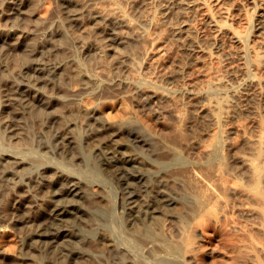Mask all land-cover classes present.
<instances>
[{"label": "bare ground", "instance_id": "bare-ground-1", "mask_svg": "<svg viewBox=\"0 0 264 264\" xmlns=\"http://www.w3.org/2000/svg\"><path fill=\"white\" fill-rule=\"evenodd\" d=\"M88 2L61 7L63 25L83 55L97 43L128 48L148 25L151 34L167 41L158 56L160 68L140 72L130 52L118 58L123 69L109 82L115 91L62 114L70 117L79 111L91 120L77 141L70 122L51 115L50 96L43 89L63 66L74 80L84 72L69 57L54 60L45 55L52 53L55 39L36 48L27 45V62L13 71L9 82L0 84L1 103L8 109L0 122L5 137H19L21 118L30 110L37 120L43 114L51 117L43 127L50 124V143L41 140L43 130L36 142L43 151L79 165L87 162L88 153L79 152L78 146L96 152L97 167L118 189L121 232L146 257L166 256L159 244H168L185 262L202 264L221 237L220 264H264V0H151L156 9L144 14L141 30L125 15H103ZM6 7L0 6V14L20 12L19 4ZM99 16L101 25L95 21ZM90 23L99 29L95 44L85 37ZM8 24L0 45L18 29ZM136 109L150 110L156 118L168 116L178 143L156 150L150 137L130 126ZM2 154L12 155L11 163L24 162L7 151ZM203 166H211V172ZM0 172V189L16 182L15 170L7 164L0 162ZM26 179L22 195L6 213L9 222L20 223L25 232L22 239L15 238L0 216V264H31L36 256L42 264H144L107 232L109 203L98 184L52 164ZM31 188L36 190L29 195ZM223 195L231 197L229 206L248 223L220 236L226 215L216 209ZM89 197L91 205L85 206ZM92 220L95 225L88 235ZM8 247L14 248L17 261L5 260Z\"/></svg>", "mask_w": 264, "mask_h": 264}, {"label": "rangeland", "instance_id": "rangeland-1", "mask_svg": "<svg viewBox=\"0 0 264 264\" xmlns=\"http://www.w3.org/2000/svg\"><path fill=\"white\" fill-rule=\"evenodd\" d=\"M83 3L84 0H0V6L5 5V7H8L11 4H19L20 7V12L15 16H10L7 11L0 14V36L9 31L11 25L8 24L9 21L14 24V27L18 28L15 30L16 33L14 35L7 37V43L0 45V84L9 82L12 78L11 74L13 71L17 70L20 64L27 62V54H25V47L27 45L29 48H36L39 44H43L44 41L51 42L55 39L57 45L49 48L52 53L45 52V55L51 56L54 60L71 58L73 65L82 70L85 76L76 80L71 79L67 73L68 67L63 66L64 68L60 70L58 78L50 84L49 87L43 90L50 96L49 111L51 115H60L59 121H62V123L70 122L73 127L71 133L74 134L77 141L82 140L84 135L82 133H85V131L91 127V120H88V117H85L86 114L84 115L79 111L72 114L70 117L64 116L65 118L63 117L64 113L68 109L77 108L80 103H82L81 105H90L98 98L115 91L114 88L116 87H109V82L114 80L117 73H121L123 68H120V62H118L117 59L127 54V52L131 53L130 56L138 65L140 72H146L148 69L158 70L160 68L158 62V56L161 53L160 49L167 42L151 34V28H149L148 25L144 30L140 29L144 14H147L150 10L156 9V5L153 4L151 0H89L88 3L90 6L97 8L99 10L98 12L103 15H125L133 25H138V30H141L142 33L138 42L130 41L131 43L128 48L114 45L111 49L103 47L98 43V46H96L95 39L99 34V29L94 28L93 24L90 23L85 37L91 40L97 48L93 47L89 54L83 55L79 43L76 41L71 31L63 25L61 14V7L63 4ZM225 3L231 4L232 2L227 1ZM102 20V17L99 16L95 21L98 23L100 22L101 25L103 24ZM57 24L59 26H57ZM166 25L167 24L164 23V26ZM55 29L57 30L56 32ZM44 31L48 33L54 32L55 34H45ZM86 76L93 78V80L89 81ZM1 102L0 96V122L1 117L8 110L4 108V105L2 106ZM135 112L137 113L136 118L133 122H129L132 123L130 126L140 130L143 135L150 137V140L153 142L152 146L156 150L166 144L174 146L178 143L179 136L177 132L174 131L175 128L172 127L173 121L168 116L156 118L152 112L147 109H136ZM43 115L44 117L42 119L37 120L35 114L27 110L23 118H21L22 126L18 138L5 137V132L2 131L0 125V162L1 164H7L9 169H14V175L16 177V182L10 183L8 189H0V216L3 226H5L15 238H23L25 228H23L20 223L14 224L9 222V219L6 218V213L15 204V201L19 198L18 196L22 195L21 189L27 184L26 177L37 174L40 168L45 164H52L59 166L67 172L79 175L85 182L98 184L109 203L107 207L108 218L106 220V230L119 242L128 246L132 252L133 258L144 264H189L182 260L178 256V252L170 248L168 244H166V246L159 244L162 250L165 248L164 254H166V256H160L158 253H154L151 257H146L142 253L140 247L133 242L131 237L121 232L119 217L117 215L118 189L114 180L105 171L97 167L95 161L97 159V153L93 150L89 152V148L86 146L83 147L81 144V146H78L79 149L77 148V150L83 154L88 153V157L87 162L79 165L74 163L77 160L70 161L52 152L43 151L36 145V142L39 133L43 130L44 132H41L43 134L41 140L45 143H50L48 132L50 124L46 123L47 126L45 128L43 127L44 123L51 118L48 114ZM150 132L159 133L158 138H151ZM140 149L144 153L148 152V150L143 147ZM4 151L18 156L24 162L20 164L11 163L14 157L9 154L3 155L2 153ZM2 158H6L5 161ZM201 169H206L207 173L212 170L211 166L207 168L203 166ZM211 176L209 174L208 177L210 178ZM1 178L2 173L0 172V184L2 183ZM16 190L20 192H18V194L15 193V195L10 192ZM34 190L36 189H32L29 195L35 193ZM23 193H27V191H23ZM37 195L44 196L41 192L37 193ZM26 200L27 199H24L23 202L26 203ZM231 202L232 199L229 195H223L222 201L219 202L220 204L216 209L217 211L221 210L226 215L221 223L222 231L220 236L230 233L233 226L247 225L248 223L246 218L240 216L234 208L229 206ZM89 205H91L90 197L85 202V206ZM94 225L95 222L92 220L90 227L86 228V233L88 235H91L90 231H93L92 228ZM250 233L255 237H260L254 232ZM223 247V239L219 237L214 248V253L210 257H205L201 261L202 264H220V250H222ZM14 254V248L9 249L8 247L5 260L9 263L17 261ZM92 254L99 258V260L103 259L101 253L97 251H93ZM163 257L167 258L168 261H161ZM29 262H31V264H42V258L36 256V260ZM96 264H100V262Z\"/></svg>", "mask_w": 264, "mask_h": 264}]
</instances>
